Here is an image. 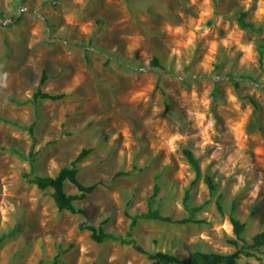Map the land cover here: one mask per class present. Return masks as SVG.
Here are the masks:
<instances>
[{
    "label": "rangeland",
    "instance_id": "obj_1",
    "mask_svg": "<svg viewBox=\"0 0 264 264\" xmlns=\"http://www.w3.org/2000/svg\"><path fill=\"white\" fill-rule=\"evenodd\" d=\"M42 72L41 90L64 97L33 100ZM82 148L77 178L95 188L75 204L107 232L125 233L154 184L152 207L173 220L185 191L204 203L202 223L138 219L146 250L228 253L229 214L247 241L264 230V0H0V264H150L94 242L23 176H53ZM256 256L236 264H264V246Z\"/></svg>",
    "mask_w": 264,
    "mask_h": 264
},
{
    "label": "trees",
    "instance_id": "obj_2",
    "mask_svg": "<svg viewBox=\"0 0 264 264\" xmlns=\"http://www.w3.org/2000/svg\"><path fill=\"white\" fill-rule=\"evenodd\" d=\"M242 22V21H241ZM243 23L244 27H251V23ZM151 64L159 68L163 66L159 63L157 58L151 60ZM228 77L232 80H235V84L239 79H249L251 81L254 78H251L246 75H239L237 78H234L231 74H227ZM47 75L42 72L41 78L39 80L38 87L33 93L32 97L35 101L38 98L57 100L65 96L63 92L60 93H49L41 90V85L46 80ZM29 132L32 131V124L28 127ZM90 152L89 148H82L75 158L71 161L68 166H63L58 170V172L53 175H38L36 173H24L23 176L26 180L34 184L38 189L50 188V196L53 200L58 211L67 210L71 213L80 215L83 219L80 220L77 224L80 230H87L89 232L90 238L97 243L111 240L116 241L121 244L130 245L135 251L145 255L147 259L150 260V264H236L238 259L242 256H253L256 259L260 260L256 253H259L261 248L264 246V230L259 231L252 235L250 241H247L243 237V232L245 229V222L240 221L233 214H229V221L232 226V232L234 237L229 238L228 242L234 247V249L228 253L221 252H203L199 250L190 251L185 258H180L174 254H171L166 251H154L151 252L146 250L141 244H139L134 237H132L131 229L135 226L138 219H151L159 220L170 223H202L204 220L202 218H197L194 214L199 211L204 203L199 205L190 206L188 203V192L185 191L182 198V206L186 211V215L180 219L173 220L168 215H163L160 213L158 208H153L152 204L154 203V196L158 191L156 184L153 185L152 193L147 197L146 200V209L139 213L133 215H128L129 225L128 229L124 234L112 233L105 231L101 224L95 226L92 223H89L87 218V212L82 207H79L75 204L76 200L84 199L89 193L95 188V183L83 184L77 178L78 169L76 164L84 158ZM33 152H29V156L32 158ZM182 154L188 163L190 169L194 173V178L200 176V166L198 158L193 154L189 149H183ZM121 172H117L115 175H121ZM203 181L210 193L215 190L216 184L213 182L212 177L209 174L203 175ZM69 182L76 188L75 193H67L64 190L65 183ZM216 209L219 213L222 212V206L219 200L215 202ZM55 260L51 262L54 264Z\"/></svg>",
    "mask_w": 264,
    "mask_h": 264
}]
</instances>
